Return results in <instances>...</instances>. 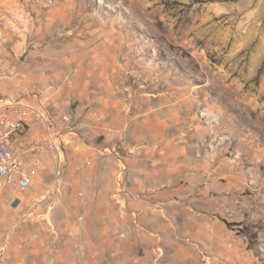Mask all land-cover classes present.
I'll use <instances>...</instances> for the list:
<instances>
[{
	"label": "rangeland",
	"instance_id": "1",
	"mask_svg": "<svg viewBox=\"0 0 264 264\" xmlns=\"http://www.w3.org/2000/svg\"><path fill=\"white\" fill-rule=\"evenodd\" d=\"M91 31L109 35L127 98H155L220 162L231 182L227 225L246 251L237 264H264V0H0V99H41L53 118L71 116L73 52ZM31 219L0 205V261L54 264V242Z\"/></svg>",
	"mask_w": 264,
	"mask_h": 264
},
{
	"label": "crops",
	"instance_id": "2",
	"mask_svg": "<svg viewBox=\"0 0 264 264\" xmlns=\"http://www.w3.org/2000/svg\"><path fill=\"white\" fill-rule=\"evenodd\" d=\"M91 35L84 51L73 52L74 122L61 135L55 181L45 157L29 196L6 188L0 205L33 215L45 230L41 238L55 244L54 264H237L246 251L227 225L230 176L205 157L203 144L173 126L155 98H127L124 64L107 49L109 35ZM43 134L42 121L29 117L21 140ZM31 260L4 257L0 264Z\"/></svg>",
	"mask_w": 264,
	"mask_h": 264
},
{
	"label": "built area",
	"instance_id": "3",
	"mask_svg": "<svg viewBox=\"0 0 264 264\" xmlns=\"http://www.w3.org/2000/svg\"><path fill=\"white\" fill-rule=\"evenodd\" d=\"M29 117L42 121L44 134L24 144L21 134ZM71 121L66 114L53 118L41 99L37 103L13 97L0 99V180L11 188L27 190L43 169L45 157L53 162L58 175L61 135L72 131Z\"/></svg>",
	"mask_w": 264,
	"mask_h": 264
}]
</instances>
